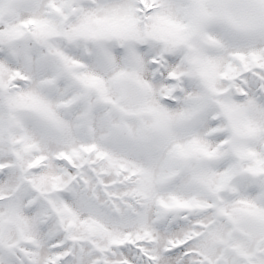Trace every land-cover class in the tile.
<instances>
[{
	"label": "snow or ice",
	"instance_id": "snow-or-ice-1",
	"mask_svg": "<svg viewBox=\"0 0 264 264\" xmlns=\"http://www.w3.org/2000/svg\"><path fill=\"white\" fill-rule=\"evenodd\" d=\"M0 264H264V0H0Z\"/></svg>",
	"mask_w": 264,
	"mask_h": 264
}]
</instances>
